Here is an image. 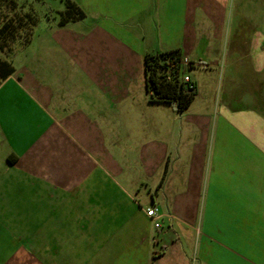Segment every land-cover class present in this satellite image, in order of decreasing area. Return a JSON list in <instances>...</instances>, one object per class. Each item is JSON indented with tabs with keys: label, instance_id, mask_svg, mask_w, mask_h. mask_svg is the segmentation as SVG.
Returning a JSON list of instances; mask_svg holds the SVG:
<instances>
[{
	"label": "crops",
	"instance_id": "0c3cea01",
	"mask_svg": "<svg viewBox=\"0 0 264 264\" xmlns=\"http://www.w3.org/2000/svg\"><path fill=\"white\" fill-rule=\"evenodd\" d=\"M70 1L0 83V264H264V26L227 0ZM175 48L183 111L143 66Z\"/></svg>",
	"mask_w": 264,
	"mask_h": 264
},
{
	"label": "rangeland",
	"instance_id": "374dc122",
	"mask_svg": "<svg viewBox=\"0 0 264 264\" xmlns=\"http://www.w3.org/2000/svg\"><path fill=\"white\" fill-rule=\"evenodd\" d=\"M64 1L0 0V28L4 23L8 24V28L0 33V58L9 61L13 56L14 66L19 67L26 65V58L29 60L37 52L40 53L36 45L49 34L46 22L57 21V11L64 8ZM226 9L231 17L230 23L237 24L242 21L236 10L243 11L250 14L253 26L257 25V29L262 31L260 26H264V17L260 13L264 9V0H227ZM246 32H249V29ZM47 63L51 66V60ZM19 73L23 74L22 71ZM43 77L44 74H40L39 81H42ZM43 79L42 83L48 86L49 80L45 77Z\"/></svg>",
	"mask_w": 264,
	"mask_h": 264
},
{
	"label": "trees",
	"instance_id": "16d2710c",
	"mask_svg": "<svg viewBox=\"0 0 264 264\" xmlns=\"http://www.w3.org/2000/svg\"><path fill=\"white\" fill-rule=\"evenodd\" d=\"M64 3V8L57 11V25L62 26L68 21L83 17L84 12L74 2L65 0ZM7 28L8 24L4 23L0 28V33ZM182 59L183 55L178 48L144 54L143 66L150 102L170 103L178 111H183L194 99L196 95L194 82L188 83L180 80V77L191 69L192 63L182 64ZM13 72L14 67L11 61L0 58V83ZM189 84L193 87L189 88Z\"/></svg>",
	"mask_w": 264,
	"mask_h": 264
},
{
	"label": "built area",
	"instance_id": "2783aa9c",
	"mask_svg": "<svg viewBox=\"0 0 264 264\" xmlns=\"http://www.w3.org/2000/svg\"><path fill=\"white\" fill-rule=\"evenodd\" d=\"M181 62H182V64H185V65L190 63V61L186 57H183ZM180 80H182L184 82H188V83L192 82L190 77L188 76V74L182 75L180 77ZM192 87H193V85L189 84V88H192ZM144 213L148 218H150L151 220H155V221L158 220L161 216V214L158 212V208L155 206L144 209ZM155 225L158 226L159 223L156 222Z\"/></svg>",
	"mask_w": 264,
	"mask_h": 264
}]
</instances>
